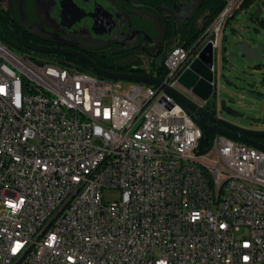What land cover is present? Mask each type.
I'll list each match as a JSON object with an SVG mask.
<instances>
[{
    "label": "built area",
    "instance_id": "1",
    "mask_svg": "<svg viewBox=\"0 0 264 264\" xmlns=\"http://www.w3.org/2000/svg\"><path fill=\"white\" fill-rule=\"evenodd\" d=\"M244 1L169 53L158 88L124 91L0 41V264H264V152L216 135L197 154L202 128L165 90L209 44L221 51ZM21 197L13 215L5 200Z\"/></svg>",
    "mask_w": 264,
    "mask_h": 264
},
{
    "label": "flooded vegetation",
    "instance_id": "2",
    "mask_svg": "<svg viewBox=\"0 0 264 264\" xmlns=\"http://www.w3.org/2000/svg\"><path fill=\"white\" fill-rule=\"evenodd\" d=\"M109 1L113 4L112 10L106 7H104V9H95L90 5L91 0H0V14L8 20L19 37L28 43L44 48L74 51L88 57H91L97 51L109 49L117 54L111 57L115 60V64H120L125 68V71H111V73L131 75H148L150 73L151 67L147 68L143 65L142 60L143 58L148 59L149 51L156 48L159 42L153 40L151 33L157 31V34L161 35L163 33V27H166L167 24L173 21L181 23L192 15L191 13L189 17L181 19L176 17V10L179 7L187 6L188 2L191 0H187L188 2L185 3L181 0H177L171 12L168 10L164 13H161L156 7H151L149 10L141 8V5L131 0ZM23 11L29 18L37 22L35 27L30 28L23 23ZM6 12H8V16ZM116 18H120L123 21V26L125 28L128 26L131 27L134 33V40L132 42H113L99 48H92L83 46L80 43L64 42L50 36L59 32L65 37L74 39L81 37V35H90L92 37L91 32L93 28L94 30H99L104 25L112 29L110 22L114 23L115 29ZM40 30L41 32L48 33V35L40 33ZM0 35L11 42L15 49L23 54L38 58H45V56H53L51 58L57 57L54 55L41 54L22 46L1 21ZM151 42H153L154 45H151ZM128 56L136 57V60H140L142 65L130 67L136 60L127 65L123 64L122 60ZM194 83L192 77L187 79L188 86ZM180 90L178 89L184 97L198 105H203L201 99L209 92L206 86L201 85L197 88L199 91L198 96H194L192 92L183 90L182 88ZM227 106H229V104H227ZM203 109L212 116L223 118V116L217 114L216 106L214 107L210 101L203 106ZM253 125L254 124H251L250 128L246 126L239 127L253 130ZM262 125L264 126V121ZM255 140L264 144V138Z\"/></svg>",
    "mask_w": 264,
    "mask_h": 264
},
{
    "label": "water",
    "instance_id": "3",
    "mask_svg": "<svg viewBox=\"0 0 264 264\" xmlns=\"http://www.w3.org/2000/svg\"><path fill=\"white\" fill-rule=\"evenodd\" d=\"M262 10L259 5L256 6V12L254 13L252 20L255 22H259L261 19ZM0 21L4 24L8 31L12 33V35L19 41V43L35 52L46 54V55H54V56H71L74 57L81 62L85 63L94 75L110 79L113 81H127L130 83L136 84H147L154 87H162V83L159 80H156L149 75H131V74H117L111 73L103 70L98 67L93 61L87 58L85 55L69 51L65 49H52V48H44L37 45H33L21 39L14 28L10 25L8 20L0 14ZM224 39L222 42V48L220 53L225 54L227 48L224 46ZM230 47L233 51H235L239 57L241 58V63L245 65L246 70L241 71L242 74L247 75L249 77H255L257 75L262 76V80L264 82V39L258 34L256 37H244L242 35L236 34L234 37V42L230 44ZM15 48V47H14ZM234 56V55H232ZM217 53L215 52L212 44H209L200 54V57L194 60L189 67L180 75L178 79V83L180 85H186L187 79L189 77L193 78V82L198 83L201 86H206L209 89V92L201 99L203 105H198L188 98L184 97L178 90L168 89L166 88V92L172 96L183 108L184 110L192 117V119L203 129L210 131L215 135H222L231 140L243 143L247 146L253 147L257 150L264 152V144L257 142L255 139L264 138V132L247 130L243 129L239 126H236L224 118L215 117L208 114L203 106L210 101V99L215 96V102L212 104L216 108L220 107V111L237 118L244 119L245 115L241 114L231 107L227 106L228 100L220 101L219 91L215 89L213 82L215 80V75L212 71L213 67H218V75L219 66L216 65ZM228 60L227 56H222V61ZM237 80L243 83L247 87L248 94L255 100L261 101V94L255 92V84H247L246 80H243L241 77H237ZM229 86L238 90L239 87L228 83ZM248 122L252 124L261 123L260 120L247 119Z\"/></svg>",
    "mask_w": 264,
    "mask_h": 264
},
{
    "label": "rangeland",
    "instance_id": "4",
    "mask_svg": "<svg viewBox=\"0 0 264 264\" xmlns=\"http://www.w3.org/2000/svg\"><path fill=\"white\" fill-rule=\"evenodd\" d=\"M183 3L188 2L187 0H181ZM202 0H191L188 2L187 6L179 7L176 10V17L177 18H187L191 15L194 8H196ZM90 5L96 8H103L106 7L108 9H113V4L110 3L109 0H91ZM259 5L262 10L261 19L259 22H255L252 20L254 13L256 12V6ZM23 10V9H22ZM22 12V11H21ZM22 20L25 25L30 28L35 27L37 22L29 18L25 12L23 11ZM261 21H264V0H255L254 4L248 9H239L237 10L233 17L228 20L224 31V47L227 48L225 54L222 52L217 53L216 58V65L219 66V73L220 77L218 79V88L220 95V101L228 100L229 106L232 107L235 111L244 114L245 118H237L234 116L226 115L225 113L220 111V116L226 119V121L235 124L237 126H246L251 127L250 122L247 119H254L260 120L261 123L254 124L252 127L254 131L264 132V126L262 122L264 121V82L262 80L261 75H257L255 77H249L247 75L242 74L241 71L246 70L245 65L241 63V58L239 55L232 50L230 44L234 42V37L236 34L248 37H256L258 34L264 39V27L260 24ZM116 28L114 29V23L110 22L111 27L102 26L101 29H92V37L90 35H81L79 38H70L65 37L62 33L56 32L54 35H50L54 38L62 40L68 43H80L83 46L92 47V48H99L105 45H108L113 42H132L134 40V33L131 30V27L128 26L125 28L123 25V21L120 18H116ZM77 29V28H76ZM79 30V29H78ZM37 31V30H36ZM39 32V31H38ZM44 35H48L46 32ZM151 45H154L151 42ZM176 44L172 46L171 49H174ZM13 51L18 55H23L21 52L13 48ZM172 51V50H171ZM169 53V52H168ZM234 55V56H232ZM222 56H227L228 60L223 63ZM136 57L128 56L122 60V63L127 65L131 62L135 61ZM143 65L149 68V61L148 59L143 58ZM156 64H161V58H157ZM250 73V71L246 70ZM237 77H241L243 80H246L247 84H254L255 85V92L261 94L260 98L261 101H257L253 99L247 91V87L237 80ZM228 83L234 84L239 87L238 90L234 89L233 87L229 86ZM122 89L128 90L132 83L127 81H117ZM180 90V88H178ZM181 91V90H180ZM215 96L210 99V103L213 104L215 102ZM121 196L120 191L118 190H106L105 191V200L106 201H115L118 200Z\"/></svg>",
    "mask_w": 264,
    "mask_h": 264
},
{
    "label": "trees",
    "instance_id": "5",
    "mask_svg": "<svg viewBox=\"0 0 264 264\" xmlns=\"http://www.w3.org/2000/svg\"><path fill=\"white\" fill-rule=\"evenodd\" d=\"M131 1L141 5V8L149 10V8L151 7H156L161 13H164L168 10L171 12L177 0ZM254 2L255 0H245L240 9L243 10L250 8L254 4ZM226 6L227 0H202L201 3L193 9L191 17H189L185 21H182L181 23L173 21L172 23L167 24L166 27H163V33L161 35H158L157 31L151 33L153 40L159 42L157 43L156 48L150 50L148 53L149 66L151 67L150 73L148 75L155 76L157 80L163 81L168 75V70L165 66V63L169 53L171 52V50H173L171 49L172 46L176 44V46L183 47L185 49H191L206 31V29L223 12ZM6 15L8 16V12H6ZM260 24L264 27V21H261ZM0 41H2L13 50L14 45H12L11 42L3 38L1 35ZM23 55L34 60L41 59L49 62L59 63L64 67L76 69L80 72L94 75L85 63L71 56H57L54 58H51L53 56H45V58H38L31 57L28 54ZM115 55L117 54H115L111 50L104 49L97 51L91 57H86H88L97 66L105 71H125V68H123L120 64H115V60L111 58ZM158 57L161 58L160 65L156 64V60ZM141 65L142 62L140 60H136L130 67ZM202 131L203 137L199 142L197 154H205L209 152L213 145V140L216 136L206 129L202 128Z\"/></svg>",
    "mask_w": 264,
    "mask_h": 264
},
{
    "label": "clouds",
    "instance_id": "6",
    "mask_svg": "<svg viewBox=\"0 0 264 264\" xmlns=\"http://www.w3.org/2000/svg\"><path fill=\"white\" fill-rule=\"evenodd\" d=\"M25 204V199L21 197L19 200H11V199H6L5 200V206L9 207L11 210V213L13 215H17L24 207ZM12 205H15L13 207ZM250 257L244 256L242 257L243 264H248ZM157 264H166L165 261H158Z\"/></svg>",
    "mask_w": 264,
    "mask_h": 264
},
{
    "label": "bare ground",
    "instance_id": "7",
    "mask_svg": "<svg viewBox=\"0 0 264 264\" xmlns=\"http://www.w3.org/2000/svg\"><path fill=\"white\" fill-rule=\"evenodd\" d=\"M197 57V55H195V58ZM194 59V58H193ZM196 60V59H195ZM191 62H189L188 64H186V66H183L181 68V74L182 72L185 70V68L190 64ZM57 226V219H50V221H48L47 223H44V231H52L54 228H56ZM4 264H22V263H17V260H6L4 262Z\"/></svg>",
    "mask_w": 264,
    "mask_h": 264
},
{
    "label": "crops",
    "instance_id": "8",
    "mask_svg": "<svg viewBox=\"0 0 264 264\" xmlns=\"http://www.w3.org/2000/svg\"><path fill=\"white\" fill-rule=\"evenodd\" d=\"M244 37H245V36H244ZM248 37H251V36H248ZM199 57H200V55H197V57L194 58L193 61H194L195 59H198ZM193 61H192V62H193ZM192 62H191V63H192ZM191 63H190V64H191ZM190 64H189V65H190ZM189 65L185 68V70L189 67ZM185 70H184V71H185ZM184 71H183V72H184ZM198 86H199L198 83H194V84H192L191 86H186V85H180V84H179V88H180V89L182 88L183 90L190 91V92H192V94H193L194 96H198V92H199V91L197 90Z\"/></svg>",
    "mask_w": 264,
    "mask_h": 264
},
{
    "label": "snow or ice",
    "instance_id": "9",
    "mask_svg": "<svg viewBox=\"0 0 264 264\" xmlns=\"http://www.w3.org/2000/svg\"><path fill=\"white\" fill-rule=\"evenodd\" d=\"M13 207H15V205H12ZM55 237H53L54 239ZM22 245H20L19 243L16 244L15 248L13 249V252L15 253L16 250H18Z\"/></svg>",
    "mask_w": 264,
    "mask_h": 264
}]
</instances>
